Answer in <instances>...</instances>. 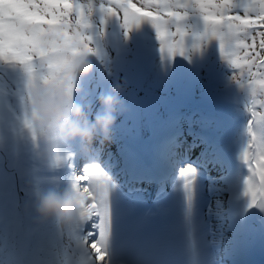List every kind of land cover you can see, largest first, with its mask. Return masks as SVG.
<instances>
[{"label": "snow or ice", "instance_id": "obj_1", "mask_svg": "<svg viewBox=\"0 0 264 264\" xmlns=\"http://www.w3.org/2000/svg\"><path fill=\"white\" fill-rule=\"evenodd\" d=\"M0 0V264H216L227 240L228 205L236 197L264 210V0ZM122 14V16H121ZM118 20L127 36L148 22L161 62L184 56L187 41L218 42L231 80L244 97L246 120L238 159L245 174L209 177L213 203L201 212L200 176L214 159L186 162L169 154L174 173L160 176L117 158L96 142L70 148L50 171L30 149L24 88L62 79L70 99L71 60L100 59L105 26ZM73 182L82 193L69 228L40 223L33 190Z\"/></svg>", "mask_w": 264, "mask_h": 264}, {"label": "rangeland", "instance_id": "obj_2", "mask_svg": "<svg viewBox=\"0 0 264 264\" xmlns=\"http://www.w3.org/2000/svg\"><path fill=\"white\" fill-rule=\"evenodd\" d=\"M133 3L139 6L138 0ZM100 43L104 55L100 59L93 56L92 71L76 80L74 102L92 118L100 108L98 97L113 84H119L121 109L111 130V146L104 147L119 158L115 146L119 148L121 139L128 138L129 147L140 152L148 165L139 168L149 171L150 164L153 174L174 173L167 159L169 154L186 162L214 159L218 166L209 167L200 176L205 190L199 203L201 212H205L213 203L207 191L208 178L231 173L240 177L246 171L238 159L246 120L244 97L231 80L232 70L221 58L218 42H202L195 49L189 40L186 43L189 63L174 68V57L171 62L165 61L159 71L156 70L161 60L159 43L148 22L134 26L125 36L120 22L113 19L106 24ZM194 104L215 119L199 123L195 115L189 114ZM147 121L152 122L151 129L146 128ZM212 131H216L219 145ZM28 149L30 145L25 142L22 151ZM129 160L132 162V158ZM227 213V240L219 250H213L216 264H254L249 257L253 239L264 232V210L247 208V200L236 196Z\"/></svg>", "mask_w": 264, "mask_h": 264}, {"label": "clouds", "instance_id": "obj_3", "mask_svg": "<svg viewBox=\"0 0 264 264\" xmlns=\"http://www.w3.org/2000/svg\"><path fill=\"white\" fill-rule=\"evenodd\" d=\"M92 54L77 53L71 60L70 73L74 81L92 71ZM119 84H113L107 93L98 97L100 108L92 118L80 105L69 98L62 79L28 82L24 88L29 127L24 131L25 141L50 170H56L68 150L86 155L93 144L111 140L115 117L121 109ZM82 193L69 181L62 186L50 185L33 190L32 210L40 223H53L69 228L79 220Z\"/></svg>", "mask_w": 264, "mask_h": 264}, {"label": "trees", "instance_id": "obj_4", "mask_svg": "<svg viewBox=\"0 0 264 264\" xmlns=\"http://www.w3.org/2000/svg\"><path fill=\"white\" fill-rule=\"evenodd\" d=\"M189 114L190 115L192 114L193 116L195 115L198 118V122L199 123H202V122L205 123V122L212 121L213 119H215V118L210 117L209 114L206 113L201 108L200 105H195V104L192 107V110H190ZM228 118H230V117H228ZM219 120L222 121L221 119H219ZM226 121H227V119H226ZM211 134L213 136V139H214V137L216 138V140H217L216 144L219 145L220 142H219L218 135L216 134V131H212ZM214 134H216V135H214ZM120 138H122V137H120ZM121 140L123 141L122 145H120V147H119L121 150H119V148H117L118 145L115 146V149H116L117 153L120 154L121 156L125 155L128 159L131 157V158L135 159L137 162H140V160H141V156L139 155L140 153L138 151H133V149H131L129 147L128 138L126 140H123V138H122ZM110 144H111V140L109 142H106L104 144V146H108L109 147V146H111Z\"/></svg>", "mask_w": 264, "mask_h": 264}, {"label": "water", "instance_id": "obj_5", "mask_svg": "<svg viewBox=\"0 0 264 264\" xmlns=\"http://www.w3.org/2000/svg\"><path fill=\"white\" fill-rule=\"evenodd\" d=\"M136 55V54H135ZM134 55V57H136ZM190 61L189 56V49L187 48V51L184 56H176L174 68H178L180 66H184ZM165 61L162 63L161 60L158 61L156 65V70H161V68L164 66ZM255 249L259 248V251L264 253V232H259L254 240V246Z\"/></svg>", "mask_w": 264, "mask_h": 264}, {"label": "bare ground", "instance_id": "obj_6", "mask_svg": "<svg viewBox=\"0 0 264 264\" xmlns=\"http://www.w3.org/2000/svg\"><path fill=\"white\" fill-rule=\"evenodd\" d=\"M72 149H73V150H76L75 145L72 146ZM230 176H231L234 180H236V179L239 178V177L237 176V174H235V173H234V174L231 173ZM256 250H257V251H256L255 255H258V257H259V254H262V252L259 251V248H257ZM261 261H264V259H262Z\"/></svg>", "mask_w": 264, "mask_h": 264}]
</instances>
